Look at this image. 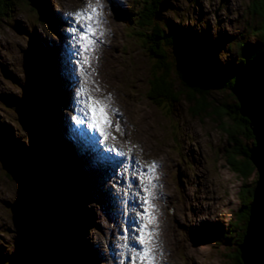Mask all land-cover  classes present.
Wrapping results in <instances>:
<instances>
[{
  "label": "rangeland",
  "instance_id": "374dc122",
  "mask_svg": "<svg viewBox=\"0 0 264 264\" xmlns=\"http://www.w3.org/2000/svg\"><path fill=\"white\" fill-rule=\"evenodd\" d=\"M43 1L44 8L39 10L28 1L14 0L6 5L9 16H0V264H53V257L48 253L49 226L44 216H37L36 203L25 185H43L40 177L47 164L52 163L62 167L61 182L68 184L67 199L72 200L79 219L76 226L80 227V238L77 236L69 253L60 257L61 261L65 260L64 264H116L115 261L135 264L133 257L138 252L143 255L141 249L145 246L152 249L154 264H235L234 245L218 239L228 231L236 213L246 207L242 202V187L253 185L254 190L258 174L255 168V173L244 179L229 165L227 154L232 152V146L223 125L228 126L233 120L221 109V103L231 102L230 90L213 87L208 96V102L213 105L201 113L184 96L174 104L162 96L159 98L165 101L159 99L157 104L150 99L154 60L146 51L143 39L146 27L140 23V11L148 0H100L99 4L97 0H90L100 12L99 23L112 19L110 25L114 31L106 32L104 25L99 27L103 30L102 37H92L96 43L81 54L74 43L79 32H74L71 26L86 23L77 22L75 14L87 8L89 0ZM257 1L162 0L160 28L168 22L170 27L165 31L173 29L179 35L177 38L173 33L174 37L182 45L189 44L185 46L192 52L200 49L202 54L206 48L203 67H213L214 79L228 78L233 66L244 60L240 58V41L257 46L261 40L255 32L263 13L252 12ZM62 9L74 11L69 22L61 21ZM114 11L117 20L113 19L116 18ZM89 23L96 31L99 23L96 20ZM106 37L111 47L102 42ZM48 43L52 49H48ZM37 45L39 52L43 50L42 45L45 47V65L38 56ZM85 57L88 63H82ZM37 61L42 63V69ZM110 73L112 78L108 79ZM173 78L179 91L181 85L176 75L172 74ZM106 80L108 83L103 84ZM215 83L211 81L209 86ZM82 88L87 92L80 95ZM52 91L56 109L51 124L54 135L63 144L53 138L51 126L50 140L43 128H26L15 108L23 103L33 105L38 95L47 96ZM113 95L116 96L113 98ZM89 96L96 101H109L105 104L110 107L113 126L104 129L109 133L108 140L103 141L106 152L98 144L101 138L94 134V147L89 148L85 137L88 133L85 123L91 127V114L85 115V104L82 113L79 108L80 101ZM117 98V104L123 108L120 116L109 111ZM75 114L81 121L77 127L71 126L76 123ZM117 121L122 131L116 130ZM65 132L72 137L71 145L77 151L72 150ZM91 152L95 154L93 160L88 157ZM110 152L115 162L104 155L109 165L101 155ZM133 155V160L139 157V166L144 170L146 158L160 161L157 168L161 170L155 184L159 202L154 207L156 211H152L156 200L149 206L142 194L144 184L150 181L149 169L139 173L148 172L147 181L140 180L134 190L145 202L140 215L149 213L153 218H160L158 223H163L160 228L155 226V231L153 227L148 228L154 232L151 241L143 231H138L129 216L131 207L137 208L141 203L140 199L130 198L132 186L126 188L130 186V177L133 182L135 176L127 173L129 177L125 176L117 168L124 160L129 166ZM240 158L237 154V159ZM101 163L108 166L107 172L104 166L98 165ZM154 183L153 180L149 185ZM122 192L126 194L123 196ZM135 211L133 219L138 221L139 209ZM151 223L153 220L148 221ZM141 235H145L144 244L139 241ZM137 261L149 264L148 260Z\"/></svg>",
  "mask_w": 264,
  "mask_h": 264
},
{
  "label": "trees",
  "instance_id": "16d2710c",
  "mask_svg": "<svg viewBox=\"0 0 264 264\" xmlns=\"http://www.w3.org/2000/svg\"><path fill=\"white\" fill-rule=\"evenodd\" d=\"M25 1L31 3L35 8H44L43 5L45 1L43 0ZM13 2L14 0H0V16L2 14L6 15L8 12L10 14V9H6V5ZM161 2L162 0H148V2H146L147 5L140 11V23L142 26L146 27V32L144 36H142L145 44L149 46L147 47L145 45V48L154 60L149 97L151 95L150 99L156 104L157 101L160 103L161 99L165 101V98H159L161 96L166 97L169 102L174 104L179 101L180 97L184 96L188 98L189 103L194 104L195 111L201 113L213 105V102H208V96L213 87L223 86V88H228L232 100L231 102L226 101L221 103V109L223 108L222 110L226 114L231 115L233 120L232 124L228 125L229 127L223 125L225 132H227L230 138V145L232 146V152L227 154V159L231 169L236 174L240 175L241 178L245 179L255 173V166L250 158V150L255 142L250 121L241 114L239 110L240 103L236 95L232 92V88L235 75L238 70L244 66L246 60L253 59L259 52L264 50V0H258L256 4L254 2V9L252 10V12L254 11L257 14L263 13L262 20L255 32L261 39L260 42L257 46H251L240 41V44H238L240 48V58L242 57L244 62L240 61L239 58L238 61H240V64L233 66L231 70L232 73L227 75L228 78L224 76L219 79H214L212 76L213 67L211 65L207 68L205 66L203 67V61H205L207 57L206 48H204V52L201 51L202 54L200 53V49L196 50V52H192L185 46L189 44H185L184 42L182 45L177 40L179 35H177L173 29L165 31L169 24L168 22L165 23L167 25L160 28V22L163 19V14L161 12L159 14ZM173 33L176 34L177 38L174 37ZM185 52L187 54H185ZM176 54L178 56L177 58ZM195 57H197L198 60H195ZM246 57L248 58L246 59ZM172 74L176 75L181 85L179 86L180 88H178L179 91L175 89V86L178 85L174 84L176 78L172 80ZM211 81H215L216 83L213 84V86H209ZM53 102L54 97H52L51 94L41 97L42 113L43 117L46 119H49L52 112H54ZM46 119L43 128L48 136H50L48 133L49 122H47ZM237 154L240 155V159H237ZM16 164L18 163L16 162ZM53 164L54 163L47 164L46 171L40 177V182L43 183L40 187L48 199L53 200L62 208L63 214L59 212L58 216L57 213V217L60 219V221H58L60 233L53 250V264H64L65 260L61 261L60 257L64 253H69L71 245L74 244L75 239L77 240V236L80 238V227L76 226V224H79V219L75 207L71 203L72 200L68 201L67 199V192L69 194L68 184L65 182H63L65 183L63 184L61 182L63 178L62 167L60 168V166H54L55 164ZM245 185L247 186L243 185L242 187V202L244 201V206L246 207L240 209V211L236 213L235 219L229 222L231 226L228 228V231L220 235L221 237L218 239L220 242L222 241V243L226 242L225 244L227 245H234L233 257L235 258V264H243L239 246L243 241L246 231L250 214L249 207L252 200L253 185Z\"/></svg>",
  "mask_w": 264,
  "mask_h": 264
},
{
  "label": "water",
  "instance_id": "95a60500",
  "mask_svg": "<svg viewBox=\"0 0 264 264\" xmlns=\"http://www.w3.org/2000/svg\"><path fill=\"white\" fill-rule=\"evenodd\" d=\"M240 103V112L250 121L255 144L251 148V161L257 170V181L253 190V201L250 204V214L243 242L240 245L243 264H264V50L253 59L246 62L236 73L232 88ZM16 111L22 124L28 129H40L43 119L41 97L38 95L33 105L23 103L16 105ZM14 169L10 170L13 173ZM18 173H15L16 176ZM36 203L37 216H44L50 234L49 255L59 236L62 213L53 200L48 199L39 184H25ZM53 228V229H52ZM58 230V234H57ZM54 257L52 263H54Z\"/></svg>",
  "mask_w": 264,
  "mask_h": 264
},
{
  "label": "snow or ice",
  "instance_id": "6c2138e0",
  "mask_svg": "<svg viewBox=\"0 0 264 264\" xmlns=\"http://www.w3.org/2000/svg\"><path fill=\"white\" fill-rule=\"evenodd\" d=\"M100 3V0H97V4ZM91 9V12L88 11V9ZM77 17V22L83 20L86 23L81 25V27L85 28L84 32H79L78 29H73L74 32H79V35L77 37H74L77 43H80L83 41V49L84 51H89L91 46H93L96 41L92 39L93 36H95V28L93 27L92 23H89V21L96 20L97 23H99V20L97 18L100 16V12L98 11L97 7H94L90 0L87 5V8L84 10L78 12L75 14ZM82 63H88L87 57L82 61ZM87 92L86 89H81L80 90V95H83ZM80 103L85 104L87 106V110L85 111V115L88 116L91 114V126L93 128H97L101 131V133L107 137L109 133H107L104 129L106 127H112L113 126V121L111 120L109 116V105L102 103L100 101L94 100L91 96L88 97L87 100L80 101ZM82 111H84L82 109ZM118 112V110H116ZM115 128L117 131H122L119 122L117 121L115 124ZM121 155H125L124 153H121ZM158 167L155 162H152V166L149 169V172L154 173L155 169ZM147 175V173H145ZM155 187V185H153ZM146 192H148V197L152 198L153 193L149 191L148 188L144 189ZM146 203L149 201L146 200ZM154 218L149 214V222H151ZM138 231H143L149 241H151L154 237V232L149 231L147 228V225H142L141 229H138ZM145 235H141L139 237V241L141 244H144L145 241ZM125 239H127V236H125ZM141 252L143 255H141L140 252L136 254V257H133V261L135 262L136 259L140 260H148L149 264H154L155 257L152 255V249L145 246L141 249Z\"/></svg>",
  "mask_w": 264,
  "mask_h": 264
},
{
  "label": "bare ground",
  "instance_id": "6f19581e",
  "mask_svg": "<svg viewBox=\"0 0 264 264\" xmlns=\"http://www.w3.org/2000/svg\"><path fill=\"white\" fill-rule=\"evenodd\" d=\"M74 43L77 45V47H78V50H79V52H80V54L82 53V52H84V49H83V42L81 41L80 43H77L76 42V40L74 39ZM108 51V50H107ZM107 51H105L104 53H103V58H105V54H106V52ZM248 61H250V60H247L246 62H248ZM235 78H236V75H235ZM234 82H235V79H234ZM233 92V91H232ZM116 95H113V98L115 97ZM102 103L104 102V103H108L109 101L108 100H103V101H101ZM118 103V98H117V101L115 100L114 102H113V104H112V109H110L109 111H113L112 113H113V115L115 116V115H117V116H120L121 115V109H123V108H120L119 106L120 105H118L117 104ZM83 107H85V105L84 104H82L81 105V107L79 108V112L80 113H82V109H83ZM118 107V108H117ZM123 107V106H122ZM110 108V107H109ZM116 110H118V112L116 111ZM121 110V111H120ZM69 113L71 112V110H69L68 111ZM67 114V113H66ZM71 114H73V113H71ZM111 116V115H110ZM69 118V117H68ZM69 124H71V119L69 118ZM73 121H75L76 123H72L71 124V126H75V127H77V126H79L80 125V123H81V121H79L78 119H77V115L75 114L74 115V120ZM86 124V126H85V128H86V130L87 129H89L87 126H88V124L87 123H85ZM76 129V128H75ZM65 131V130H64ZM97 132V131H96ZM48 135V134H47ZM52 135H53V138H55L56 139V141H58L57 143L58 144H63L62 143V141L56 136V135H54V132L52 133ZM65 135H66V138L69 140L70 138H72V137H70V135L69 134H67L66 132H65ZM48 137V136H47ZM85 137H86V139L89 141V148L90 147H94V143H93V140H92V138L93 137H95L94 136V134L93 133H90V131H88V133H87V135H85ZM49 138V140L51 139V136H49L48 137ZM61 147V146H60ZM62 149H64L65 150V147H61ZM100 148H103V145H101L100 146ZM99 148V149H100ZM97 152V151H96ZM66 154V153H65ZM148 154V153H147ZM94 155V156H93ZM104 155H108V153H105V154H103V155H101L102 157H105ZM149 155V154H148ZM151 155V154H150ZM88 157H89V159L90 160H93V158L95 157V154L94 153H89L88 154ZM158 157V156H157ZM88 159V160H89ZM105 159L108 161V163H109V165H110V162H109V160H108V158L107 157H105ZM96 160H97V158H96ZM95 160V161H96ZM152 160H154V159H148V158H146V162H145V164L143 165V166H145L146 168H149L150 166H152L151 165V162H152ZM155 163H156V165H160V161L158 160V158H156V160H155ZM86 165V164H85ZM94 165H96V162H94ZM100 167H103L104 166V170L107 172V169H108V166L105 164V163H101V164H98ZM97 166V165H96ZM61 167V166H60ZM162 167V169H163V166H161ZM161 169V168H160ZM159 168H158V174H160V172H159V170H160ZM162 172V171H161ZM125 176H128V175H125ZM125 176H124V179H125ZM157 176H159V175H157ZM156 176V177H157ZM129 177V176H128ZM155 179V175H154V173H151L150 172V182L151 181H153ZM162 179V178H161ZM140 180H142V181H147V177L144 175V174H139V175H137V176H135L134 177V181H133V185H132V192H131V194H132V196H131V199L132 198H134L135 197V199L137 198V199H140V201H141V203H140V205H141V207L143 208V205H144V200H143V198H142V196L139 194H135L134 193V190L135 189H137V186L140 184ZM159 181V180H158ZM157 181V182H158ZM115 182V181H114ZM149 181H147L146 183H148ZM163 182V181H162ZM145 185V184H144ZM161 185V184H160ZM156 186H158V185H156ZM148 189H149V191H151L152 193H153V197L152 198H149L148 197V192H146V191H142V194H144V198L146 199V200H148L149 202L148 203H146L147 205H149V204H151L154 200H155V198L157 197V195H158V191H157V189L156 188H149V187H147ZM144 189V188H143ZM161 190V189H160ZM162 191V190H161ZM167 193V192H166ZM164 194V193H163ZM163 194H162V197H164L163 196ZM165 196H166V194H165ZM136 199V200H137ZM139 201V200H138ZM158 203L159 202H157V200H156V202H154V206L156 207L157 205H158ZM150 206V205H149ZM149 206H148V208H149ZM152 206V205H151ZM131 207V206H130ZM145 208V207H144ZM153 208V207H152ZM140 210V209H139ZM148 210V209H147ZM153 210H155L156 211V208H154ZM150 211V210H149ZM144 213H146V212H144ZM151 213V212H150ZM154 217H155V215H154ZM160 218H158L157 216L153 219V223H152V226H153V228L155 229V226L156 227H158V228H160V227H162V225H163V223H158V220H159ZM168 226V225H167ZM166 228V227H165ZM150 229H151V227H150ZM168 229V228H167ZM166 229V230H167ZM170 230V229H169ZM169 230H167V231H169ZM152 231V230H151ZM128 249V248H127ZM133 249V248H132ZM129 250V249H128ZM82 251L84 252V250H83V248H82ZM133 251V250H132ZM138 251V250H137ZM85 254V253H84ZM138 262V261H137ZM115 263L116 264H120V262H117V261H115ZM138 264H141V263H139L138 262ZM143 264V263H142Z\"/></svg>",
  "mask_w": 264,
  "mask_h": 264
}]
</instances>
